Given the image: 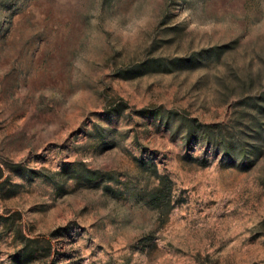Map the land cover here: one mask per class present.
<instances>
[{
	"label": "rangeland",
	"instance_id": "rangeland-1",
	"mask_svg": "<svg viewBox=\"0 0 264 264\" xmlns=\"http://www.w3.org/2000/svg\"><path fill=\"white\" fill-rule=\"evenodd\" d=\"M260 108L264 0H0V264H264Z\"/></svg>",
	"mask_w": 264,
	"mask_h": 264
},
{
	"label": "trees",
	"instance_id": "trees-1",
	"mask_svg": "<svg viewBox=\"0 0 264 264\" xmlns=\"http://www.w3.org/2000/svg\"><path fill=\"white\" fill-rule=\"evenodd\" d=\"M260 110L264 111V108H260ZM209 127L207 126H203L202 129H208ZM255 132V140L261 142V143H264V129L261 127V125H258L257 127V130L254 131ZM225 145V144H224ZM224 152L226 155L228 156H231V152H229V148H228V145H225V149H224ZM249 154L256 160L258 159V157L262 154V150L259 146H252L251 147V151H249ZM26 245H24V252H25V255H28L26 253L27 251V246L25 247Z\"/></svg>",
	"mask_w": 264,
	"mask_h": 264
}]
</instances>
